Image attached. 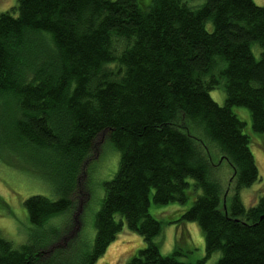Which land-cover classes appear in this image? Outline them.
<instances>
[{"label":"trees","instance_id":"obj_1","mask_svg":"<svg viewBox=\"0 0 264 264\" xmlns=\"http://www.w3.org/2000/svg\"><path fill=\"white\" fill-rule=\"evenodd\" d=\"M215 89L222 105L210 98ZM0 102L16 142L42 156L38 165L57 197L24 201L35 227L74 206L70 196L99 135L119 154L91 244L52 249L45 234L13 248L0 236V264H95L123 226L144 244L126 264H189L178 261L177 248L161 256L153 242L161 223L148 212L151 190L156 206L189 204L171 223L197 225L205 258L218 252L215 264H264V199L250 208L240 202L258 170L233 112L246 109L252 131L264 135V7L252 0H204L196 10L181 0H17L0 13ZM181 118L232 169L228 214L214 170L178 127Z\"/></svg>","mask_w":264,"mask_h":264},{"label":"rangeland","instance_id":"obj_2","mask_svg":"<svg viewBox=\"0 0 264 264\" xmlns=\"http://www.w3.org/2000/svg\"><path fill=\"white\" fill-rule=\"evenodd\" d=\"M140 1L148 5L152 0ZM181 1L193 10L201 7L204 2V0ZM252 1L258 7H264V0ZM16 2L17 0H0V13L9 11ZM206 29H210V24L206 25ZM259 50L257 45L252 46L251 51L255 58H258ZM209 95L218 105L223 104L224 98L220 89L212 90ZM1 108L0 102V236L9 241L13 248H18L22 244L32 245L37 238L45 234L51 235L46 245L53 246L52 249H64L66 245L75 249L83 243L91 244L95 234V214L99 210L104 194L103 184L111 180L117 171L118 152L107 142L104 134L99 135L90 156L83 163L84 168L80 170L77 186L70 196L74 206L66 216L51 219L40 229L29 224L24 201L33 195H42L52 200L57 197L50 191L45 178L46 170L38 165L42 156L16 142L10 127L8 128L9 118L3 114ZM233 112L245 124L243 132L250 139L249 148L258 170L257 181L239 192L242 205L250 208L260 199H264V135L252 131L250 114L246 109L234 108ZM178 127L207 156L221 187L220 205L223 213L228 214L230 201L235 194L231 167L223 158L221 159L220 153L200 130L190 126L183 118L178 121ZM152 195L153 190L150 191L148 212L161 223V232L153 240L159 248L160 255L167 257L177 248L182 254L177 259L182 263L195 264L203 260L204 264H215L220 258V253L215 252L205 258L203 235L195 223H171L178 219L189 204L182 207L176 204L156 206L152 203ZM53 227L54 231L50 234ZM44 245L45 243H40V246ZM143 247V240L123 226L95 264H126L127 260Z\"/></svg>","mask_w":264,"mask_h":264}]
</instances>
